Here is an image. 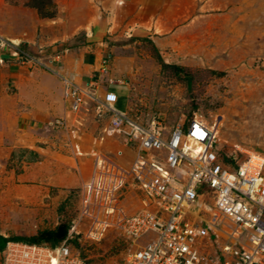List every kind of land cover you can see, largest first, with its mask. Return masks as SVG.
<instances>
[{
	"label": "rangeland",
	"instance_id": "374dc122",
	"mask_svg": "<svg viewBox=\"0 0 264 264\" xmlns=\"http://www.w3.org/2000/svg\"><path fill=\"white\" fill-rule=\"evenodd\" d=\"M64 77L140 120L202 116L236 161L264 155V0H0L4 237L67 233L90 264L136 247L120 223L143 206L138 153L94 104L70 112Z\"/></svg>",
	"mask_w": 264,
	"mask_h": 264
},
{
	"label": "built area",
	"instance_id": "2783aa9c",
	"mask_svg": "<svg viewBox=\"0 0 264 264\" xmlns=\"http://www.w3.org/2000/svg\"><path fill=\"white\" fill-rule=\"evenodd\" d=\"M94 84L63 78L70 112L94 104L109 119V132L137 151L145 178L142 208L120 223L136 246L122 264H264V155L232 163L218 147L216 125L204 117L174 126L158 113L140 120L101 99ZM208 189L212 199L205 203ZM71 243V236L57 247L8 241L1 264H90Z\"/></svg>",
	"mask_w": 264,
	"mask_h": 264
},
{
	"label": "trees",
	"instance_id": "16d2710c",
	"mask_svg": "<svg viewBox=\"0 0 264 264\" xmlns=\"http://www.w3.org/2000/svg\"><path fill=\"white\" fill-rule=\"evenodd\" d=\"M227 159L235 163L236 158L232 155L228 156ZM67 237V233L59 235L57 231L53 230H43L36 235L25 237V236H13V237H4L0 235V239L5 241V245L8 241H26L32 243H41V242H50L53 247L60 245L61 241Z\"/></svg>",
	"mask_w": 264,
	"mask_h": 264
},
{
	"label": "crops",
	"instance_id": "0c3cea01",
	"mask_svg": "<svg viewBox=\"0 0 264 264\" xmlns=\"http://www.w3.org/2000/svg\"><path fill=\"white\" fill-rule=\"evenodd\" d=\"M117 107V106H116ZM118 108V107H117ZM120 109V108H119ZM2 258H3V256H2V250L0 251V264L2 263Z\"/></svg>",
	"mask_w": 264,
	"mask_h": 264
},
{
	"label": "snow or ice",
	"instance_id": "6c2138e0",
	"mask_svg": "<svg viewBox=\"0 0 264 264\" xmlns=\"http://www.w3.org/2000/svg\"><path fill=\"white\" fill-rule=\"evenodd\" d=\"M198 134H199V135H201V136L203 135V133H202V132H200V133H198Z\"/></svg>",
	"mask_w": 264,
	"mask_h": 264
}]
</instances>
